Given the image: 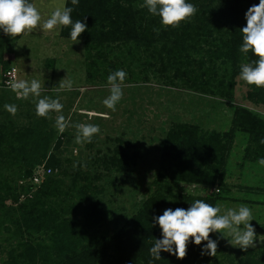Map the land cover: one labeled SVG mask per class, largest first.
<instances>
[{
  "label": "trees",
  "instance_id": "1",
  "mask_svg": "<svg viewBox=\"0 0 264 264\" xmlns=\"http://www.w3.org/2000/svg\"><path fill=\"white\" fill-rule=\"evenodd\" d=\"M187 2L196 7V14L179 27L165 28L159 17L141 7L143 0H79L77 5L66 0V5L73 8V22L79 19L87 25L79 41L89 50L96 49L101 63L107 65L101 75L94 66L97 62L92 61L89 80L94 82L121 70L120 63L109 59L112 49L117 48L140 61V71L131 76L137 84L149 81L152 71L167 86L188 89L200 101L205 97H220L231 102L241 64L255 60L251 53L245 56L239 51L240 29L246 26V12L258 5L259 0ZM70 31V26L62 27V37L71 39ZM22 36L11 38L0 31L1 114L4 105L15 97L3 87L11 62L5 58V47ZM192 51H199L201 57L195 59ZM59 95L51 94L54 99ZM245 97L253 104H261L264 113V88L250 87ZM41 122L48 124L46 119ZM41 122L21 127L9 116L0 119V258L6 256L3 264H261L263 261L253 249L226 251L219 246L217 256L212 257L202 254L206 242L197 246L191 240L183 260L167 252L160 253V260L153 259L150 248L155 240L162 239L153 218L165 210L187 209L197 199L212 206L230 200L221 193L235 189L226 183V165L236 134H247L251 141L244 160L257 162L264 158V144L260 143L264 139V116L236 105L230 129L225 132H207L188 123L173 124L162 143L165 164L152 181L154 190L141 209L125 217L117 233L99 238L88 225L98 226L100 219L109 213L100 210V201L95 197L96 193L105 191L106 185L97 187V184L105 181L114 185L111 174H127L130 166L136 164L138 153L128 154L127 143L115 139L113 148H107L105 153L97 150L90 160L82 163L63 160L58 151L63 144L71 143V136L45 131ZM92 145L86 147L91 150ZM65 164L68 167L64 168ZM81 167L88 169L83 171ZM40 169L44 174L40 183L35 184L33 177ZM69 172L74 176L71 187L65 190L60 176ZM175 184L204 187L205 194L182 193L175 189ZM211 189L217 193L209 194ZM31 192H34L32 197ZM68 197L77 202L68 203ZM68 205L71 207H65ZM84 205L83 221L67 218L73 209Z\"/></svg>",
  "mask_w": 264,
  "mask_h": 264
},
{
  "label": "rangeland",
  "instance_id": "2",
  "mask_svg": "<svg viewBox=\"0 0 264 264\" xmlns=\"http://www.w3.org/2000/svg\"><path fill=\"white\" fill-rule=\"evenodd\" d=\"M56 2L66 3V0H56ZM32 3L37 6L42 17L49 16L53 0H32ZM61 31L62 27L51 32H42L38 28L30 34H24L18 41H9L5 47V58L11 61L7 67L17 68L18 79L29 81L37 79L41 82L40 98L47 96L54 99L51 94L56 92L54 87H59L62 79L68 77L73 81L70 91H62L55 98L63 104L60 114L69 121L70 125L63 133H67L72 138L71 143L63 144L61 150L58 151L63 160L72 159L78 163L87 161L97 150L105 153L107 148H113L115 139H121L127 143L129 148L126 152L128 154L138 153L136 164L130 166L127 174L117 172L111 174L112 179L115 178L114 185H107L105 181L97 184V187L106 185L105 191L96 193L95 197L100 201V210L109 213L108 216L100 219L98 226L88 225V229L98 238L117 233L125 217L141 209L154 190L152 181L160 174V169L165 164L162 160V143L173 124L188 123L198 125L207 132H225L230 129L233 108L236 105L264 116L261 104H253L246 99L245 96L250 87L238 77L233 87L234 97L231 102H225L220 97H205L200 101L198 95L188 89L173 87L169 84L167 86L165 81L157 79L152 71L149 72V81L137 84L131 76L140 71V61L117 48L112 49L109 59L112 63H120V69L127 75L122 85V99L116 105V111L113 112L102 103L110 94L107 85L108 76L100 77L94 82L90 81L88 76L92 61L97 62L94 66L101 75L102 72H106L107 65L101 63L96 49L89 50L82 41L73 42L71 39L63 38ZM192 56L195 59L201 57L199 51H192ZM53 62L54 65L47 66V63L52 64ZM1 81L2 70L0 68ZM1 90L3 89L0 88ZM14 96L10 104L16 105L17 112L13 115L4 108L2 109L3 114L0 110V119L9 116L15 124L21 127L34 125L46 119L47 125L41 122L43 129L54 132L56 136L62 135L55 127L57 113H50L48 117H37L36 98L29 97L25 100L15 94ZM76 123H90L99 126L100 132L93 137L91 142L93 150L86 147L89 143L82 145L74 143L76 129L71 125ZM249 145H251L249 136L238 132L226 165V183L235 189L228 194L221 193L223 197L230 200L225 201L224 204L220 203L219 206L222 210L238 208L241 205H246L251 209L254 220L250 223L255 229L256 240L255 247L249 249L260 253L259 258L263 259L261 264H264V166L257 162L244 160L245 150ZM74 165L73 169H75ZM63 167L68 166L65 164ZM81 168L83 171L88 169V167ZM5 175L9 173L5 171ZM73 176L72 172L60 176L65 182V190L71 187ZM174 187L182 193L190 192L196 196L205 194L204 187L189 184H175ZM213 190L211 189L209 194H214L215 190ZM33 193L31 192L29 196L32 197ZM67 200L68 203L77 202L69 197ZM10 203L8 201L7 204ZM84 207L85 205L77 206L67 218L78 222L83 221ZM3 236L7 237L6 234ZM228 239L231 238L226 234L223 238L220 233H213L212 240L216 241L219 247L226 251L241 250L233 247ZM5 257V255L1 256L0 264H3Z\"/></svg>",
  "mask_w": 264,
  "mask_h": 264
},
{
  "label": "clouds",
  "instance_id": "3",
  "mask_svg": "<svg viewBox=\"0 0 264 264\" xmlns=\"http://www.w3.org/2000/svg\"><path fill=\"white\" fill-rule=\"evenodd\" d=\"M79 0H71L72 5H77ZM51 12L47 18L42 17L37 6L29 0H0V31L5 35L16 38L30 34L36 29L42 32H51L58 27H71L70 38L73 42L87 29L81 20H72L73 8L66 3L53 0ZM141 7L159 17L160 23L165 28H176L183 22L191 19L197 12L196 7L187 0H143ZM246 26L240 29L242 45L240 53L247 56L251 53L255 60L251 63H242L238 79L250 87L264 88V0H259L258 5L251 6L245 15ZM15 72V69H13ZM126 72L117 70L107 78L109 95L103 100V105L111 111H116V105L123 96L122 85L126 79ZM7 87L19 98L35 99V113L37 117H48L50 113H57L55 127L63 133L70 125L69 121L61 115L63 104L59 99L41 97L42 85L37 79L25 80L13 78L7 82ZM73 81L68 77L59 82V87H54L57 93L70 91ZM4 108L10 114L17 112L14 104H5ZM76 129L74 143L82 145L91 143L93 137L100 132L98 125L76 123L71 125ZM264 144V139L260 141ZM264 166V158L257 161ZM75 166V165H74ZM219 191V188L216 189ZM158 224L162 239L155 240L150 248L153 259L160 260L161 252H167L178 260H183L187 255V247L191 240L199 246L206 242L202 254L212 257L217 256V242L210 239V234L220 233L230 237L228 242L243 251L255 247L256 233L250 223L253 219L251 209L246 205L238 208L212 206L203 200L197 199L187 209H167L162 215L153 218Z\"/></svg>",
  "mask_w": 264,
  "mask_h": 264
},
{
  "label": "built area",
  "instance_id": "4",
  "mask_svg": "<svg viewBox=\"0 0 264 264\" xmlns=\"http://www.w3.org/2000/svg\"><path fill=\"white\" fill-rule=\"evenodd\" d=\"M13 69H15V72H13ZM4 77H5V80L3 81V87L4 88H6V89H9L8 87H7V82L9 81V80H11V79H13L14 77L15 78H18V71H17V68H15V67H12L11 69H9L6 73H5V75H4ZM10 90V89H9ZM43 170H38V172L34 175V177H33V181H34V183L35 184H38V183H40V181H41V177L43 176Z\"/></svg>",
  "mask_w": 264,
  "mask_h": 264
},
{
  "label": "crops",
  "instance_id": "5",
  "mask_svg": "<svg viewBox=\"0 0 264 264\" xmlns=\"http://www.w3.org/2000/svg\"><path fill=\"white\" fill-rule=\"evenodd\" d=\"M225 202H223V204H224Z\"/></svg>",
  "mask_w": 264,
  "mask_h": 264
}]
</instances>
